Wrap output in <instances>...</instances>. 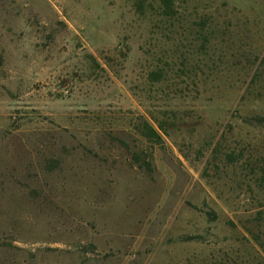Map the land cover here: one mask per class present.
Listing matches in <instances>:
<instances>
[{
	"label": "rangeland",
	"instance_id": "374dc122",
	"mask_svg": "<svg viewBox=\"0 0 264 264\" xmlns=\"http://www.w3.org/2000/svg\"><path fill=\"white\" fill-rule=\"evenodd\" d=\"M175 8L0 0V264H264V0Z\"/></svg>",
	"mask_w": 264,
	"mask_h": 264
},
{
	"label": "trees",
	"instance_id": "16d2710c",
	"mask_svg": "<svg viewBox=\"0 0 264 264\" xmlns=\"http://www.w3.org/2000/svg\"><path fill=\"white\" fill-rule=\"evenodd\" d=\"M161 2H162L163 10L165 12V14H164L165 16L174 17L177 14L176 8H175V0H161ZM258 120L264 121V119H261V118H259ZM159 126H160L159 127L160 130L165 131V128L162 125H159ZM146 128L148 131L146 133V135L149 139L156 138V139L160 140L161 137L155 129L150 127L148 124L146 125ZM144 164H145V166H147L148 169L150 168V164H148V163H144Z\"/></svg>",
	"mask_w": 264,
	"mask_h": 264
}]
</instances>
